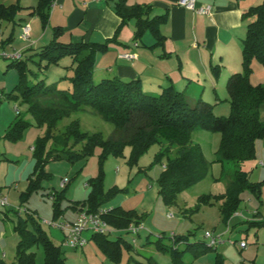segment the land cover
I'll return each instance as SVG.
<instances>
[{"label":"trees","instance_id":"1","mask_svg":"<svg viewBox=\"0 0 264 264\" xmlns=\"http://www.w3.org/2000/svg\"><path fill=\"white\" fill-rule=\"evenodd\" d=\"M54 1L40 0L36 7H28L33 9L30 14L39 15L44 24L47 23L50 14L48 15L46 10H50ZM112 1L114 11L121 19L112 38L104 43L81 40L65 44L59 41L66 33L65 28L55 26L53 40L43 47L39 54L38 65L42 68V63L46 61L43 65L46 69L59 64L66 57L72 59L70 68L74 74L69 77L71 89H59L55 84L48 85L44 79L29 85L28 78L32 72L28 62L14 59L10 65L18 70L19 83L6 94L7 99L27 105V113L32 115L39 127L46 128L45 136L37 139L33 149L35 168L26 191L21 194V204L28 202L31 195L43 187V179L49 176L46 171L48 162L67 160L75 163L88 159L100 149L101 169L97 177L87 182L91 187L88 198L74 202L71 206L74 210L97 213L111 201L112 196L123 191L118 187L108 192L104 190L103 163L106 158L109 155H123L125 148L130 146L132 155L129 163L134 164L155 143L163 145L161 157L168 158L160 185L166 201L172 202L179 192L195 185L209 174L210 163L202 147L192 141V131L198 128L222 134L221 146L217 153L219 161L240 164L256 158V141L264 139V120L260 112L264 105V84H252L250 76L254 59L264 65V2L250 7L243 14V19L247 21L242 50L243 72L234 73L228 80L231 113L228 117H221L215 116L213 104L200 98L191 105L185 91L175 90L172 86L164 88L158 95H151L144 91L140 79L126 81L116 76L94 83L96 56L109 51L110 43L118 41L121 29L129 21L136 20L135 40H140L146 32H150L156 40L152 47L157 48L164 47L167 39L161 27L167 23L168 14L151 18V6L131 5L129 0ZM21 9L24 8L20 3L0 5V19L13 22ZM86 108L115 126V131L109 138H105L102 133L83 131L77 121L71 122L65 132L56 134L55 130L60 121ZM28 125L24 115L19 113L7 129L5 139L11 142L19 141ZM71 141L73 144H70ZM78 144H82V148L75 150L74 146ZM262 186L251 182L247 172L239 169L235 171L226 193L218 196L203 195L200 202L212 205L215 201H221L223 221L229 222L239 209L241 194L250 190L260 199ZM67 188L68 184L61 192L51 194L55 217L61 216L64 211L61 203L66 198ZM29 216L19 219L15 225V230L20 235L17 263L37 264L36 254L30 251V248L40 242L45 249L44 264H67L62 247L49 239L35 215L29 213ZM103 219L118 230L127 232L130 225L142 224L141 215L122 206L110 209L103 215ZM30 223L37 232L30 230ZM249 224L263 227L264 221L251 220ZM108 236L109 234H94L93 239L115 263H119L122 260L124 239L120 236L113 241ZM189 236L190 234L171 236L170 246L164 244L162 240L165 237L160 236L156 244L160 251L170 252L174 264H184V255L187 252L199 258L215 247L205 242L191 243ZM181 245L186 247L180 249ZM0 264H5L1 254ZM137 264L158 263L150 258ZM217 264H223L219 255Z\"/></svg>","mask_w":264,"mask_h":264},{"label":"rangeland","instance_id":"2","mask_svg":"<svg viewBox=\"0 0 264 264\" xmlns=\"http://www.w3.org/2000/svg\"><path fill=\"white\" fill-rule=\"evenodd\" d=\"M39 2L40 0H0V4L3 3L8 6L20 3L24 8L19 11L13 22L0 19V83L7 85L9 91L19 83V73L16 68L10 66L14 59L3 56L6 50L9 55L16 52L21 53V59L28 62V67L32 72L28 78L29 85H34L44 79L48 85L55 84L59 89L72 88L69 77L74 74V71L70 68L72 65L70 57L62 59L59 64L51 65L48 69L43 67L46 61L42 63V68L38 65L42 48L53 40L54 27L67 21L62 14L60 17L58 15L53 16L52 11L56 8V5H54L49 11L46 10L50 17L47 23L44 24L39 15L30 14L33 11L31 8L36 7ZM263 2L264 0H260L259 4ZM75 6L86 8L84 0H67L66 9L73 10ZM26 22L33 28L34 37L38 34L42 35L45 31L47 32L46 38L42 39L34 48H31L34 46L33 43L29 45V42L20 37L22 25H25ZM66 34L59 38V41L65 44L71 41L68 37L69 33ZM236 45L233 43L230 45L228 52L230 56L226 59V65L213 64L209 67L211 79L208 77V80H205L207 78L206 73L198 76L196 64L193 69L194 76H190L191 79L196 81L201 79V85H204L205 82L208 83L204 97L211 99L212 102L210 103L214 105L215 116L228 117L231 113L227 83L233 75L232 73L238 70L235 66L236 63L233 64L236 61L237 54L234 51L239 47V43H236ZM158 48L166 50L165 47ZM163 55L167 57L166 52ZM98 57L99 61L105 62V64L108 59H114L109 51L99 53L96 56V62ZM240 57L239 67L243 72L242 54ZM192 60L198 64L196 57ZM102 62L95 65V84L112 76L111 72L104 71V69L107 70L105 67L108 65L105 66ZM184 62L185 69L183 71L190 72L189 68L192 64L187 62L186 59ZM102 65L104 69H100ZM167 66L170 65L167 64ZM181 69L179 61H177L176 70L180 72ZM252 69L251 83L254 85L264 84V65L254 59ZM213 82H215V86ZM179 87L178 91H183L185 83ZM190 93H195L194 95L197 97L203 92L201 90L194 91L193 89L188 92V95ZM189 102L191 105L195 104L193 100H189ZM21 109L22 115L29 123L23 137L17 142L0 140V163H6L5 159L10 155L22 154L21 160L14 158V163L10 165L9 170H5L4 166L0 169V183L7 173H10V175L16 173V176L21 177V180L18 178L16 183L0 184L3 193L9 198V208H11L8 218H0V254L5 264H18L17 249L20 235L15 230V225L19 219L30 217L29 213L35 215L41 229L49 239L62 247L67 264H137L138 262H146L150 258L158 264H174L170 252H163L158 249L156 244L158 238L164 236L162 242L170 246L171 236L190 234L191 243L205 242L210 244L211 240L206 237L207 231L212 232L214 236L219 238L214 249L199 258H196L193 253L187 252L184 255V264H217L218 255L223 264H264V227L249 224V221L255 218V214L261 211V207L264 205V139L256 141V158L240 164L226 161L223 163L218 160L217 155L221 146L222 134L200 128L193 130L192 141L202 147L204 155L210 163V171L206 178L179 192L172 202L166 201L160 185V178L165 172L168 162L167 156L161 157L163 145L160 143L153 144L134 164L129 163L132 155V147L130 146L125 148L123 155H109L103 163V188L106 192L114 187L123 189V191L112 196L111 201L105 204L104 208L122 206L126 210H133L142 216L143 226V229L138 233H128L107 224V229L112 230V233L108 236L110 240L115 241L120 236L124 239L122 260L115 263L93 239L94 233L91 231H86L83 235L87 240L85 246L75 249L64 245L65 234L60 228L50 226L45 222L67 223L75 221L74 209L71 206L74 202H81L88 198L91 187L88 186L87 182L91 178L97 177L101 169L100 149L88 159L79 160L75 163L67 160L48 162L46 171L49 176L43 179V187L34 192L28 202L21 204L19 196L26 189L27 177L31 173L28 172L30 170L27 168L30 162L33 161L32 147L36 145L39 137L46 134V128L39 127L32 115L27 113V105H21ZM260 112L261 118L264 120V105L260 108ZM75 121L80 122L83 131L102 133L105 138H109L115 131V126L112 123L106 122L99 115L93 113L91 109L86 108L60 121L55 130L56 134L65 132L69 124ZM70 144H73V141ZM81 148L82 144L74 146L75 150ZM16 161H21V168L18 167L17 169ZM239 169L247 172L251 182L263 185L262 196L259 199L250 190H245L241 194L242 202L236 215L229 222H225L221 211L222 202L215 201L212 205L202 204L200 197L203 195L218 196L226 193L235 171ZM64 179L69 180L66 198L61 203V208L64 211L61 216L55 217L53 201L50 196L52 193L63 190L61 183ZM27 209H29V213ZM171 214L172 217H169ZM1 215L2 213H0V217ZM29 228L31 231H36L32 223H30ZM242 239L248 244L246 248L240 247ZM185 247V245H181L180 249ZM30 251L36 254L37 264H44L45 249L42 243H35L31 246Z\"/></svg>","mask_w":264,"mask_h":264},{"label":"crops","instance_id":"3","mask_svg":"<svg viewBox=\"0 0 264 264\" xmlns=\"http://www.w3.org/2000/svg\"><path fill=\"white\" fill-rule=\"evenodd\" d=\"M180 1L181 0H129V4L131 5L141 4L151 6V18L168 14L167 23L161 27L162 33L167 37L164 46L166 49L165 51L162 49L160 50L158 47H152L156 40L150 32H146L141 40H135L136 20H131L121 29L118 41L110 43L109 53L114 56V59L105 60V64V62L99 61L98 57L96 63L99 65V63L102 62L105 66L108 65L105 67L107 70L103 68V65L100 67V69L102 68L108 73L111 72L110 74H112V76L108 78L118 76L126 80L140 79L144 91L148 94L158 95L164 88L169 86H172L175 90H179V86L185 83L183 91H185L187 95L188 92L193 89L194 91L201 90L203 92L197 97H195V93H190L188 95L189 100H193L196 103L198 99L202 98L204 101L210 103L212 102L210 101L211 99L204 97L208 83L205 82L204 85H201V79H199V81L197 79L196 81L190 77L194 76L193 69L196 67L195 64L197 65L198 76L199 74L206 73L207 78L205 80H208V77L211 79L209 67L213 64L226 65V59L230 56V53L228 55L230 45L232 43L235 45L239 43V47L234 51V53L237 54L236 61H234L233 64L236 63L235 66L238 68L237 71L241 72L239 60H241L242 42L247 33V21L243 19V14L250 7L258 5L260 0H197L196 8L198 9L205 6L212 7V13L210 15L200 14L195 10L188 9L181 5ZM111 2L112 0H84L86 8L75 6L73 10H70V8L66 9L67 0H55L52 7L56 5V8L52 12L53 16L58 15L60 17L62 14L63 17L66 18L67 21L65 23L61 22L57 24V26H63L65 28L66 33H69L68 37L71 40L70 42L86 40L104 43L114 36L115 31L121 23V19L115 13L113 3ZM0 5L5 4L1 3ZM59 5L60 7H58ZM26 25L30 24L26 22L25 25H22L20 37L29 42V45L33 43L34 46L31 48H34L42 39L46 38L47 32L45 31L42 35L38 34L34 37V30L31 28L30 35L26 38L23 37L24 27ZM66 33L64 35H67ZM5 52H7V50ZM164 52L168 54L167 57L162 56ZM128 53L134 54L136 57H121ZM194 57L198 59V64L194 63L192 60ZM185 59L192 64L189 68L190 72L183 71L185 69ZM177 61H179L182 68L180 72L176 70ZM167 64L170 66H167ZM237 71H234V73H238ZM213 83L215 86V82ZM14 88L15 87H13V89ZM9 92L7 85L0 83V140L5 139L4 136L7 129L15 121L18 114L22 113L19 102H13L7 99L6 94ZM33 147L32 152L34 149ZM14 158H19V160H21L22 154L20 153L19 155L15 153L14 155L6 157L5 161H7L6 163L8 164L0 163V169L4 166L5 170H9L10 165L14 163ZM16 163L17 169L18 167H22L21 161H16ZM261 164H263V162H261ZM34 168L35 159L33 157V161L30 162L27 168L30 170L28 172L31 173L29 177H27L26 189ZM15 174L16 173H12V175H10V173H7L6 176L1 179L0 184L9 185L13 182L16 183L18 178L21 180V177ZM26 189L22 191L21 194L25 192ZM0 193L7 197L3 193L1 187ZM21 194L19 196L20 201ZM9 206L2 211L0 218L4 219L9 217V211L11 210ZM114 207L109 206L105 209H112ZM80 213L81 211L79 209L74 210V220L78 218ZM257 214L259 215L253 220L264 221V205ZM234 215H236V213ZM243 240L244 239L241 241Z\"/></svg>","mask_w":264,"mask_h":264},{"label":"built area","instance_id":"4","mask_svg":"<svg viewBox=\"0 0 264 264\" xmlns=\"http://www.w3.org/2000/svg\"><path fill=\"white\" fill-rule=\"evenodd\" d=\"M196 2L197 0H181L180 4L185 6L188 9L195 10L200 14L204 15H210L212 13V7L211 6H205L201 8H196ZM31 31L30 25H26L24 27V37H29ZM1 47V45H0ZM3 56L6 58H13L15 60L21 59L22 54L19 52H16L14 54H7V52H4ZM121 57L124 58H135L136 56L134 54H124ZM69 183V180L64 179L61 183L62 187H65ZM9 206L8 198L3 196L0 193V213H2L3 210H5ZM110 209L102 208L97 213H87L86 211H81L78 218L74 222H48L50 226L60 228L64 234V245L66 247L70 248H83L85 244L87 243V240L84 238V233L86 231H91L94 234H110L112 233V230L107 229V222L103 219V215L106 214ZM169 217H172V214L169 215ZM141 229H143L142 224L140 225H130L128 228V232H134L138 233ZM206 237H208L211 242L210 245H216L218 243V237L214 236L212 232L207 231ZM248 246L247 242L245 240L240 242L241 248H246Z\"/></svg>","mask_w":264,"mask_h":264},{"label":"clouds","instance_id":"5","mask_svg":"<svg viewBox=\"0 0 264 264\" xmlns=\"http://www.w3.org/2000/svg\"><path fill=\"white\" fill-rule=\"evenodd\" d=\"M52 198V197H51Z\"/></svg>","mask_w":264,"mask_h":264}]
</instances>
